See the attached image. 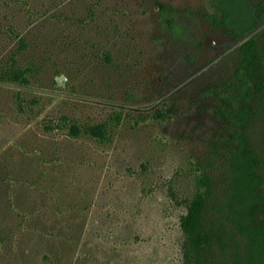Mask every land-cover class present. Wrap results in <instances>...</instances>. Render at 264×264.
<instances>
[{
	"label": "rangeland",
	"instance_id": "rangeland-1",
	"mask_svg": "<svg viewBox=\"0 0 264 264\" xmlns=\"http://www.w3.org/2000/svg\"><path fill=\"white\" fill-rule=\"evenodd\" d=\"M210 2L0 0V76L34 74L28 87L0 82V264H181L170 184L191 194L182 169L213 126L210 104L195 103L232 74L245 40L264 63V23L233 41L213 30ZM165 109L171 119L154 118ZM100 123L108 141L69 133ZM248 131L264 178V92Z\"/></svg>",
	"mask_w": 264,
	"mask_h": 264
},
{
	"label": "trees",
	"instance_id": "trees-1",
	"mask_svg": "<svg viewBox=\"0 0 264 264\" xmlns=\"http://www.w3.org/2000/svg\"><path fill=\"white\" fill-rule=\"evenodd\" d=\"M210 3L212 14L208 17L213 30L232 40H239L264 23V0ZM160 14L173 38L187 35L188 28L177 21L172 8L161 5ZM238 51L232 74L205 86L195 103L196 107L210 104L213 126L206 137L205 150L191 154L189 167L184 172L182 169L186 178L193 177L191 194L180 197L175 181L170 184L172 198L184 209L180 219L181 264H264V178L248 131L254 101L264 92V63L254 37L242 42ZM191 69L188 73L193 75ZM33 75L28 66L4 72L0 82L28 87ZM172 117L171 110L154 115L164 121ZM69 133L74 137L83 133L102 142L110 137L107 123L83 129L72 124Z\"/></svg>",
	"mask_w": 264,
	"mask_h": 264
},
{
	"label": "water",
	"instance_id": "water-1",
	"mask_svg": "<svg viewBox=\"0 0 264 264\" xmlns=\"http://www.w3.org/2000/svg\"><path fill=\"white\" fill-rule=\"evenodd\" d=\"M247 35V34H246ZM246 35H244V36H246ZM243 36V37H244ZM208 43H212L210 40H209V38H208V41H207ZM59 81H58V83H62V84H64V82H63V78L62 79H58ZM64 80H65V77H64ZM164 111H166V109L164 110Z\"/></svg>",
	"mask_w": 264,
	"mask_h": 264
},
{
	"label": "flooded vegetation",
	"instance_id": "flooded-vegetation-1",
	"mask_svg": "<svg viewBox=\"0 0 264 264\" xmlns=\"http://www.w3.org/2000/svg\"><path fill=\"white\" fill-rule=\"evenodd\" d=\"M242 38V37H241ZM233 41H236V40H233ZM167 111V110H166Z\"/></svg>",
	"mask_w": 264,
	"mask_h": 264
}]
</instances>
